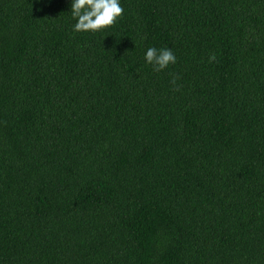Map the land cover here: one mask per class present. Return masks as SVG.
<instances>
[{
  "label": "trees",
  "instance_id": "1",
  "mask_svg": "<svg viewBox=\"0 0 264 264\" xmlns=\"http://www.w3.org/2000/svg\"><path fill=\"white\" fill-rule=\"evenodd\" d=\"M119 2L0 0V264H264V0Z\"/></svg>",
  "mask_w": 264,
  "mask_h": 264
},
{
  "label": "clouds",
  "instance_id": "2",
  "mask_svg": "<svg viewBox=\"0 0 264 264\" xmlns=\"http://www.w3.org/2000/svg\"><path fill=\"white\" fill-rule=\"evenodd\" d=\"M71 14L76 20L74 31L99 32L105 31L116 25L122 18L124 9L119 0H72ZM147 64L152 65L155 72H161L169 65L176 63V56L170 48L147 49L144 57ZM216 59L215 54L209 57V61ZM178 76L173 75L171 83L176 84ZM177 90H179L177 88Z\"/></svg>",
  "mask_w": 264,
  "mask_h": 264
}]
</instances>
